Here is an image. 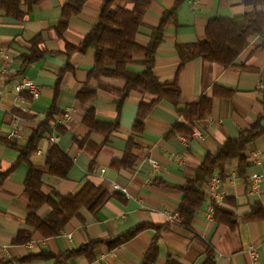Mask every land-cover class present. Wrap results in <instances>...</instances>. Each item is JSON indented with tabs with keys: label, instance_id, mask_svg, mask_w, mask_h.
<instances>
[{
	"label": "crops",
	"instance_id": "0c3cea01",
	"mask_svg": "<svg viewBox=\"0 0 264 264\" xmlns=\"http://www.w3.org/2000/svg\"><path fill=\"white\" fill-rule=\"evenodd\" d=\"M176 1L151 2L136 42L147 45L162 17L175 8L162 26L153 75L160 83L176 81L180 91L177 103L156 102L153 95L135 92L120 101L123 81L90 77L94 68L91 47L68 52V47H79L97 23L103 0H42L31 7L21 3L22 20L15 19L14 13L6 14L0 5V70L15 71L5 75L0 89V176L5 175L0 184V264H264V220H241L256 204L264 212L261 39L257 35L250 38L234 64L226 68L194 59L179 69L177 54L178 46L204 38L209 20L232 18L252 9L242 0H182L175 7ZM79 3L80 10L75 13ZM124 4L118 0L113 9L131 8ZM66 9L70 15L62 27ZM260 11L264 12V6ZM32 57L34 60L27 62ZM133 60L140 63L143 56L136 55ZM130 70L140 73L143 69L134 64ZM18 76L30 79L38 94L23 93L22 99L16 100L12 87ZM88 92L94 95L88 98ZM202 97L212 99L210 113L202 120L187 121L185 112ZM140 108L145 112L142 129L134 132ZM67 110L69 117L63 122ZM88 112L97 125L93 130L84 123ZM48 114V120L56 125V147L71 162L63 179L48 174L45 160L52 146L48 134L34 136ZM257 122L263 134L244 150L248 164L244 173L238 175L235 160L224 169L222 187L231 203L218 205L238 217L237 226L216 223L204 204L185 222L178 215L179 187L194 179L207 154H214L224 141L236 139ZM113 125L114 131L102 127ZM193 129L202 134L201 139L179 140ZM13 130L19 135L10 141L7 137ZM32 137L33 152L20 158ZM121 163L129 165L122 167ZM30 169L41 173L40 194L44 197L52 193L76 195L89 183L107 189L110 198L96 213L82 209L60 234L44 237L25 223L30 213L25 194ZM251 174L263 177L257 192L249 188ZM113 184L125 188L127 194L114 189ZM48 210L44 205L35 215L44 218ZM174 214L177 219L170 222L168 218ZM142 226L145 229L114 249L100 245L92 248L91 257L81 254L65 260L66 254L92 241H114ZM20 233L28 235L29 241L17 243Z\"/></svg>",
	"mask_w": 264,
	"mask_h": 264
},
{
	"label": "trees",
	"instance_id": "16d2710c",
	"mask_svg": "<svg viewBox=\"0 0 264 264\" xmlns=\"http://www.w3.org/2000/svg\"><path fill=\"white\" fill-rule=\"evenodd\" d=\"M42 0H2L0 5L6 14L14 13V18L22 20L24 15L18 8L21 3H27L28 7L34 6ZM118 0H103L98 21L85 36L79 47H68V52L73 50L82 51L86 48H92L94 53V68L90 77L94 79L109 78L121 80L125 83L124 89L119 93L120 101L124 100L130 93L150 94L156 97V102L161 100L177 103L180 97L176 81L169 83H160L153 75L154 56L157 46L162 41V34L165 22L169 16H173L175 8L171 9L161 19L160 27L152 31L150 41L143 46L136 42L139 29L143 27L142 19L153 0H123L124 5H130V9L120 7L113 9ZM182 0H177L175 7ZM81 2V1H80ZM245 7L252 10L248 13L232 18H214L208 21L204 38L195 44L182 45L177 47V54L180 58L179 69L187 62L194 59H201L206 62L220 65L224 68L234 64L240 53L246 48L247 41L258 36L261 39L264 48V12L260 9L264 6V0H242ZM81 3L78 4L74 12L80 10ZM69 8V7H68ZM70 10L66 9L63 13L61 26L64 27L66 20L70 15ZM10 16V15H9ZM136 55H142L143 61L134 62ZM30 58L27 62L33 61ZM139 65L142 72L135 73L130 70V66ZM80 92L78 98H82ZM93 92H88V98L93 96ZM264 105V95L262 99ZM212 99L202 97L198 103L191 106L184 114L189 122L204 119L211 111ZM49 114L43 122L40 129L35 132V138L40 133H47L44 127L50 122ZM145 112L139 109L136 122L133 127L134 132L142 129ZM93 115L88 112L84 123L90 130L95 129L97 125L93 124ZM104 129L114 131L116 125L102 126ZM98 129V128H96ZM176 131H179L175 127ZM188 131H184V133ZM263 130L260 125L254 123L248 129L240 132L236 139H228L222 143L214 154H207L201 165L195 171L193 180L187 181L179 187L182 193V200L178 205V215L188 222L200 209L204 203V185L208 177L218 172L225 180L224 169L232 161H237L238 175H242L248 164L244 156V150L247 145L252 144L261 137ZM131 141L128 142V145ZM33 137L27 147L20 151V158H26L34 150ZM45 165L48 174L59 179L66 178L70 168V160L64 156L56 145H52L47 153ZM129 165V163H128ZM127 163H121L120 166L127 167ZM5 175L0 176V184ZM42 187L41 173L30 169L25 183V194L29 198L30 213L25 220L27 226L34 231L39 232L44 237H54L60 234L67 222L74 217H78L82 209L89 213H96L103 207L110 198L107 189L102 186L95 187L89 183L76 195L61 197L55 193L48 196H42L40 189ZM231 203L223 199L222 204ZM44 205L48 206V213L44 218H38L35 214ZM214 220L218 224H223L229 228H235L238 224V217L235 214L218 204H213ZM242 222L262 221L264 212L259 205H255L249 214L241 218ZM145 229V226L137 227L128 235L118 238L114 241H92L82 246L78 251L69 252L65 260L70 257L88 254L91 257V250L100 245H106L109 249H114L125 241L132 238L135 234ZM28 235L22 233L18 235L16 242H28Z\"/></svg>",
	"mask_w": 264,
	"mask_h": 264
},
{
	"label": "built area",
	"instance_id": "2783aa9c",
	"mask_svg": "<svg viewBox=\"0 0 264 264\" xmlns=\"http://www.w3.org/2000/svg\"><path fill=\"white\" fill-rule=\"evenodd\" d=\"M6 74H15V71L13 69H8V70H0V89L3 87L4 80H5V75ZM12 92L16 98V100H21V95L23 93H28L31 96H36L38 94V90L35 87V85L32 83V81L24 76H18L15 79V82L12 87ZM69 117V110L65 111L62 115L61 121H66ZM55 123H49L44 129L46 130L48 134V141L52 145H57L59 138L53 132ZM18 131L13 130L7 137L8 140L14 141L16 138H18ZM202 138V134L196 130L193 129L192 132L185 137H179V140L183 143H187L189 140H199ZM152 165L154 168H157V165L155 162L152 161ZM263 182V177L259 174H251L249 176L248 180V185L251 191L257 192L260 190L261 184ZM230 183H232L230 181ZM223 180L222 177L218 172L213 173L210 177L207 178L205 185H204V208L206 211L212 216L213 218V204H220L222 203L223 199L225 198V193L223 190ZM114 189H120L125 195L126 189L121 188L116 184H113ZM177 219V214H174L168 218L170 222L174 221ZM30 246V245H29ZM251 253L254 254L252 251ZM9 264H14V263H9Z\"/></svg>",
	"mask_w": 264,
	"mask_h": 264
}]
</instances>
